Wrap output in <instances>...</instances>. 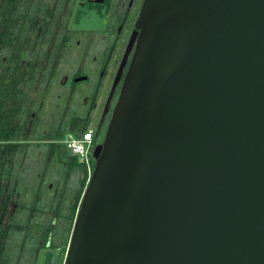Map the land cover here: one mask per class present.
<instances>
[{
  "label": "water",
  "instance_id": "1",
  "mask_svg": "<svg viewBox=\"0 0 264 264\" xmlns=\"http://www.w3.org/2000/svg\"><path fill=\"white\" fill-rule=\"evenodd\" d=\"M132 49L63 264H264V0H143Z\"/></svg>",
  "mask_w": 264,
  "mask_h": 264
},
{
  "label": "trees",
  "instance_id": "2",
  "mask_svg": "<svg viewBox=\"0 0 264 264\" xmlns=\"http://www.w3.org/2000/svg\"><path fill=\"white\" fill-rule=\"evenodd\" d=\"M63 3L64 0L60 1L57 15ZM75 3L76 0H70L63 27L71 22L73 9L78 5ZM40 7L39 0H4L0 9V264L14 260L6 256L13 253V246L19 260L28 252L29 264H35L37 250L47 245L59 250V255L62 252L57 264L64 263L74 221L95 166L92 159L89 169L59 142L65 133L87 130V120L72 129L59 125L50 136H38L37 127L28 126L31 112H39L32 108L38 98L30 102L32 91L35 87L38 93L48 91L51 81L46 88L47 77L51 73L53 80L57 74L56 67L42 66L44 51L30 50L36 38L29 29L33 20L27 18L25 25L17 22L18 16L26 13H45L48 3L42 10ZM56 20L57 16L48 35H56L57 40L71 35L65 30L56 31ZM39 72L43 74L37 83ZM24 155L28 160L22 164L20 158ZM16 195L17 206L11 211Z\"/></svg>",
  "mask_w": 264,
  "mask_h": 264
},
{
  "label": "flooded vegetation",
  "instance_id": "3",
  "mask_svg": "<svg viewBox=\"0 0 264 264\" xmlns=\"http://www.w3.org/2000/svg\"><path fill=\"white\" fill-rule=\"evenodd\" d=\"M40 1L41 0H39V2ZM104 1L106 0H103V2ZM110 1H114L113 10L110 12L108 18H106L107 19L106 27L100 30L99 32H97L96 30H91V31L87 30L84 33V36L89 35L91 37L90 39H88L89 41L87 40L88 42H90V44L96 39H100L102 43L99 49L93 54V56L87 52V54H89V56H91L95 62L93 70L96 71V69L98 68L97 83L95 86L94 93L90 98L88 96H85L81 100L82 104L87 106L88 109L86 112H78L74 114L75 123L78 122L80 123L83 122L84 120L88 121V128H91L93 130V141L95 143V146L103 142L108 124L112 117L114 107L118 100L120 90L133 54V49L131 51L128 50L129 41L135 31L136 20L140 12L141 5L143 3V0H110ZM3 2L4 0H0V9ZM48 2L49 1L46 0L44 6ZM86 3H101V2H94L93 0H87V1L78 0L77 1L78 5L75 7L74 13L72 15L73 20L71 19V22H67L66 24H64V27H63V23L66 18L67 12L65 13V15L61 17L62 22L60 26H58L57 23V21L60 18V16L58 15L60 14L57 15L56 13L55 16L52 17V21L50 25H48V28L45 30V34H44L45 39L44 41L41 42V46H39L38 43L35 45L36 38L37 40L40 39L43 33L40 29L37 28L38 37L34 39L33 45L30 47V50L33 51L35 49H41L42 52L43 51L45 52L44 57L41 59L43 67L50 66L51 68L56 67V69H58L59 64L62 63L61 55L63 48H65V45L68 43V39L65 38L66 35H63L61 37L62 38L61 42L63 41V43H61V47L60 45L56 46L57 38L55 37L56 39L52 41L53 39L52 36L48 35L52 27L51 25L55 20V17L57 16L56 31L65 30L66 34L70 32L72 36L76 37V43H77L78 42L77 39L80 37V32L77 29L74 28L73 30V28L70 27L71 26L73 27L75 26V24H77L76 22H74V20L77 18V15L79 14V8L81 5H84ZM44 6H41L40 10H42ZM38 13L32 15L26 13L23 16H18L17 22H19V24L22 23L21 25H25L26 23L24 20L30 18V20H33L34 22V23H30L31 24L30 27H33L30 30L33 31L32 34H36L35 29L37 25H40V22L36 20L38 17ZM88 47L90 48V46ZM50 75L51 73L49 74L48 82L51 81L52 84L54 78L52 80L51 78L52 76ZM80 77H85V79L77 81L76 79ZM92 79H94V76H90L89 74H85V73L84 74L77 73L74 75L73 81L75 83H79L83 81H90ZM47 84H46V88L48 86ZM36 114H37L36 111H33L31 113V117L29 119V125H28L29 128H31L32 123L35 122L36 124L34 123L35 124L34 126H36L37 123L41 121L39 116L38 119L36 118ZM59 123H60L59 125L61 126L63 124L66 125L67 119L65 117L61 118ZM75 123L69 125V128H73L75 126ZM44 249H53V248H51L49 245H47L46 247L39 248L36 252L35 264H38V258L40 252ZM56 251L58 252V256H59V250ZM58 256H57V261H58Z\"/></svg>",
  "mask_w": 264,
  "mask_h": 264
},
{
  "label": "rangeland",
  "instance_id": "4",
  "mask_svg": "<svg viewBox=\"0 0 264 264\" xmlns=\"http://www.w3.org/2000/svg\"><path fill=\"white\" fill-rule=\"evenodd\" d=\"M45 1L46 0H41L40 5L44 6ZM47 1L49 2H48V7H46L45 9L46 10L45 14H43L40 11L36 19L38 20V22H40L38 29H40L43 32L42 37L38 40L36 38L35 40V45L38 43L39 46H41V42L44 41L45 30L48 28V25H50L52 21V17L55 16L56 9L58 8V6H60L59 3L62 0H47ZM77 1L78 0H76L75 5L77 4ZM69 2L70 0H64V3L62 5V10L59 13L60 15H58L60 16L59 20L57 21L58 26H60L62 22L61 17L65 15V13L67 12V9L69 7L68 6ZM113 3L114 1L106 0L101 3H86L80 6L79 14L77 15L78 22L77 24H75V26L70 27L73 28V30L75 28L80 32V37L77 39L78 42L76 43L75 36L67 35L65 37L66 39H68V43L65 45V48H63L61 55L62 63L59 64V67L57 69V74L53 80L54 84L52 82L51 86L48 88V91H45V89H43L41 90V92L38 93L37 87H35V89L32 91L30 102H33L35 100L34 98L38 97L36 99L37 101L36 102L34 101L32 108L39 110V112H37L36 114V118L38 119L39 116L41 121L38 123V125L40 124L39 127L38 125L34 126L36 124L34 122L35 124L32 123L31 128L33 126L35 128L37 127L38 130L36 132L38 136H50L54 132V128L59 126L60 124L59 121L63 117L67 119L66 127L69 128V125L75 123L74 120L75 113L87 111L88 107L83 105L81 100L85 96H88L90 98L94 93L95 86L97 83V72H98V68L96 69V71L93 70L95 62L93 58L89 56V54H87V52L93 56V54L101 46L102 41L100 39H96L90 44V42H88L89 41L88 39H90L91 37L89 35L84 36V33L87 30L89 31L96 30L97 32H99L100 30L106 27V23H107L106 18H108L110 12L113 10ZM72 13H74V9ZM31 28L33 27H29V29ZM37 34H38V30L36 31L35 34L36 37H38ZM55 36L56 35L54 34L52 35L53 38V39L51 38L52 41L56 39ZM61 40L62 38L56 40L57 43L56 46L60 45L61 47V43H63V41L61 42ZM88 46H90V48ZM42 72H39L40 75L37 78V83L41 79L40 76L43 74ZM77 73L89 74L90 76H94V79L90 81L75 83L73 81V78L74 75ZM48 79L49 76L47 77L46 82H48ZM46 82L44 83V86H46L47 84ZM78 123H75V125L76 126L79 125ZM31 142L34 144H38V142L40 141H31ZM64 147L66 148V146ZM37 156L39 157V153L37 154ZM21 159H22V164H25L28 160V157L24 155L22 158H20V160ZM92 159L93 161H95L93 155H92ZM59 184H62L61 180H59ZM55 194L56 192L54 193V195ZM49 195H52V193H49ZM18 196L16 195L14 197L15 202L10 206L11 211L17 206ZM51 199L52 197L50 198V200ZM54 199L55 196L53 197L52 201H54ZM65 228L66 231L67 230L66 225ZM12 250L13 251L11 252L13 253H6L7 254L6 256L12 257V259H14L9 264H29L30 255L28 252H24L21 257L22 259L19 260V256H18L19 253H17L16 246L15 247L13 246ZM61 253L59 255L60 258L62 255Z\"/></svg>",
  "mask_w": 264,
  "mask_h": 264
},
{
  "label": "built area",
  "instance_id": "5",
  "mask_svg": "<svg viewBox=\"0 0 264 264\" xmlns=\"http://www.w3.org/2000/svg\"><path fill=\"white\" fill-rule=\"evenodd\" d=\"M59 142L66 146L71 155L76 156L90 169L94 149L93 130L91 128L83 130L79 134L69 132Z\"/></svg>",
  "mask_w": 264,
  "mask_h": 264
}]
</instances>
